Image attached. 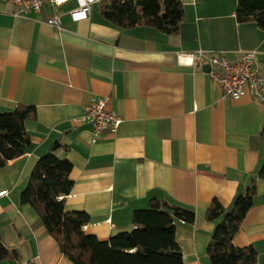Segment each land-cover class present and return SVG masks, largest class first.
Here are the masks:
<instances>
[{
	"label": "crops",
	"instance_id": "1",
	"mask_svg": "<svg viewBox=\"0 0 264 264\" xmlns=\"http://www.w3.org/2000/svg\"><path fill=\"white\" fill-rule=\"evenodd\" d=\"M185 20L168 36L155 28L122 29L93 6L75 22L69 0L59 9L61 30L48 24L51 7L16 10L0 0V112L32 106L25 123L28 152L0 169V229L21 260L0 264H73L47 233L21 194L39 158L52 145L72 164L74 181L66 210L84 211L88 234L101 241L132 229V214L152 200L195 212L177 220L184 264H212L207 253L215 224L206 213L214 200L230 210L253 180L257 194L236 246H252L264 264V107L248 95L223 99L204 65L191 67L181 54L200 50L236 60L257 51L264 77V31L239 23L237 0H182ZM207 63V61H206ZM108 99L121 117L115 133L93 143L85 109Z\"/></svg>",
	"mask_w": 264,
	"mask_h": 264
},
{
	"label": "trees",
	"instance_id": "2",
	"mask_svg": "<svg viewBox=\"0 0 264 264\" xmlns=\"http://www.w3.org/2000/svg\"><path fill=\"white\" fill-rule=\"evenodd\" d=\"M99 5L101 17L122 29L144 26L175 36L185 20L182 0H103ZM236 17L239 23H252L264 31V0H237ZM35 117L32 106L19 105L14 111L0 112V169L28 152L31 139L25 123ZM62 147L57 142L39 158L21 194V203L36 210L63 256L73 264H184L176 240V221L193 224L196 215L190 209L152 200L149 208L133 212L130 231L108 241L86 233L89 215L69 212L65 207L74 181L70 177L72 164L57 154ZM260 176H264V167ZM256 194L257 181L253 180L230 210L217 200L210 205L206 218L215 224V230L207 253L212 264H257L255 248L235 244ZM6 260L20 261L21 253L6 246L0 229V262Z\"/></svg>",
	"mask_w": 264,
	"mask_h": 264
},
{
	"label": "built area",
	"instance_id": "3",
	"mask_svg": "<svg viewBox=\"0 0 264 264\" xmlns=\"http://www.w3.org/2000/svg\"><path fill=\"white\" fill-rule=\"evenodd\" d=\"M69 0H9L16 10H30L39 13L48 5L52 9V17L48 24L55 30H61L60 7ZM103 0H76L77 7L69 12L75 22L85 21L89 18L93 6ZM257 51L242 54L236 60L229 59L223 53L200 50L196 53L181 54L180 58L186 60L191 67L199 65L210 66L207 72L211 81L222 91L223 99H239L245 95L264 107V77L261 75L262 63L257 60ZM207 61V63H206ZM108 99L95 100L86 107L84 121L93 128V143L98 142L105 133H115L122 123L118 114L108 109Z\"/></svg>",
	"mask_w": 264,
	"mask_h": 264
},
{
	"label": "water",
	"instance_id": "4",
	"mask_svg": "<svg viewBox=\"0 0 264 264\" xmlns=\"http://www.w3.org/2000/svg\"><path fill=\"white\" fill-rule=\"evenodd\" d=\"M204 70H205V72H209V71L211 70V69H210V66H208V65L205 66V67H204Z\"/></svg>",
	"mask_w": 264,
	"mask_h": 264
}]
</instances>
